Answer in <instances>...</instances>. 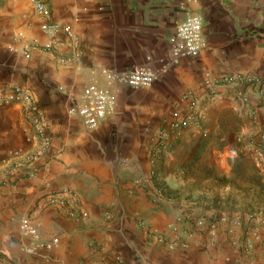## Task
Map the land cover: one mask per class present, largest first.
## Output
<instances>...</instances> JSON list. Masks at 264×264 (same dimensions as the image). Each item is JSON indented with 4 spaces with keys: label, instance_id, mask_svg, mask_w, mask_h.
<instances>
[{
    "label": "crops",
    "instance_id": "0c3cea01",
    "mask_svg": "<svg viewBox=\"0 0 264 264\" xmlns=\"http://www.w3.org/2000/svg\"><path fill=\"white\" fill-rule=\"evenodd\" d=\"M48 4L72 35L42 31L29 0H0V92L20 85L34 99L1 108L0 264H264V241L251 248L237 218L217 219L193 189L184 194L199 142L223 157L217 143L229 141L199 132L209 130L211 111H249L264 124V0ZM190 15L202 18L206 45L177 58V30ZM35 39L53 46L35 47ZM13 42L30 55L10 51ZM138 65L156 71L152 86L120 80ZM88 84L115 99L95 127L70 110ZM191 101L207 117L161 140L159 128ZM60 192L63 208L48 200ZM23 217L36 223L39 238L24 237ZM139 217L170 241L188 233L186 246L168 249Z\"/></svg>",
    "mask_w": 264,
    "mask_h": 264
},
{
    "label": "rangeland",
    "instance_id": "374dc122",
    "mask_svg": "<svg viewBox=\"0 0 264 264\" xmlns=\"http://www.w3.org/2000/svg\"><path fill=\"white\" fill-rule=\"evenodd\" d=\"M205 117L206 112L203 111L202 119ZM255 117L249 111L239 114L229 109L211 111L208 116L209 130L201 129L199 132L214 137L228 136L229 141L217 143L224 144V155L217 156L210 142H199V148L184 172L188 179H193L186 183L184 194L187 196V192L193 190L196 195L198 193V200L217 219L237 218L242 227L246 226L244 240L251 248L264 241V124ZM202 119L194 127H199ZM203 219L205 225L198 226L197 222ZM203 219L195 222L199 229L207 225V220ZM188 235H174L171 241L169 236H165V245L170 250L185 247Z\"/></svg>",
    "mask_w": 264,
    "mask_h": 264
},
{
    "label": "built area",
    "instance_id": "2783aa9c",
    "mask_svg": "<svg viewBox=\"0 0 264 264\" xmlns=\"http://www.w3.org/2000/svg\"><path fill=\"white\" fill-rule=\"evenodd\" d=\"M29 2L33 6L37 16L40 18L39 26L42 31L48 33L52 37H56L61 32H64L67 35L73 34L71 25L61 23L53 18L48 0H29ZM22 36L23 35L20 33L17 39H20ZM177 39V58L195 57L199 55L206 45L203 38L202 18L197 15L188 16L178 27ZM34 44L35 47L39 48L42 46L45 49H50L53 46V42L49 40L35 39ZM8 49L12 52L19 53L24 57L30 55V48L23 46L18 42L12 43ZM157 79L158 74L156 71L145 65L131 67L120 76L121 81L138 88L150 87L157 81ZM24 99L33 106V96L20 85H14L7 93L0 92V118L3 105ZM114 105L115 99L111 91L102 89L95 84H88L83 89L81 100L74 102L70 106V110L81 116L88 126L95 127L106 117L107 113L112 107H114ZM202 116L203 110L198 108L194 101H191L185 114L179 118L166 122L159 128V138L161 140H167L173 131L199 124ZM48 200L51 204L60 208L65 207L68 201L64 192L52 194ZM107 214H109V212H107ZM138 223L142 228H145V220L142 217L138 218ZM21 225L25 234L39 238L40 232L38 226L32 219L29 217H23ZM197 225L203 227L205 225L204 219L199 220ZM146 233L155 236L160 243H164L165 245L164 233L156 229H151L148 226L146 228Z\"/></svg>",
    "mask_w": 264,
    "mask_h": 264
}]
</instances>
